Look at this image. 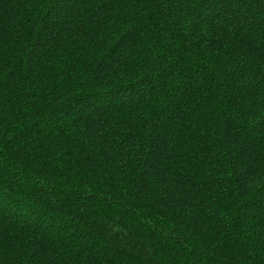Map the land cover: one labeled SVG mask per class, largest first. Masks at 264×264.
Masks as SVG:
<instances>
[{
	"label": "trees",
	"instance_id": "16d2710c",
	"mask_svg": "<svg viewBox=\"0 0 264 264\" xmlns=\"http://www.w3.org/2000/svg\"><path fill=\"white\" fill-rule=\"evenodd\" d=\"M0 264H264V0H0Z\"/></svg>",
	"mask_w": 264,
	"mask_h": 264
}]
</instances>
